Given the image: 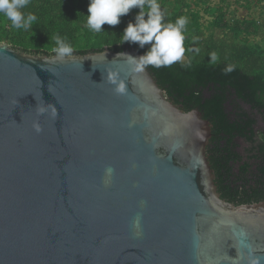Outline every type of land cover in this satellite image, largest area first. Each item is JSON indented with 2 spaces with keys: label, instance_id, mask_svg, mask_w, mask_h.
<instances>
[{
  "label": "water",
  "instance_id": "water-1",
  "mask_svg": "<svg viewBox=\"0 0 264 264\" xmlns=\"http://www.w3.org/2000/svg\"><path fill=\"white\" fill-rule=\"evenodd\" d=\"M124 52L143 54L107 46L57 58L0 41V264L264 257V200L222 197L207 152L211 121L176 104ZM240 105L264 131V117ZM236 141L248 159L253 144Z\"/></svg>",
  "mask_w": 264,
  "mask_h": 264
},
{
  "label": "trees",
  "instance_id": "trees-1",
  "mask_svg": "<svg viewBox=\"0 0 264 264\" xmlns=\"http://www.w3.org/2000/svg\"><path fill=\"white\" fill-rule=\"evenodd\" d=\"M157 2L164 13V23L186 18L183 47L188 59L160 67L149 64L147 68L171 100L187 111L199 108L211 121L213 136L207 152L222 197L235 204L264 200V131L256 129L257 118L240 105L243 102L264 117V48L249 39L264 33V21L236 16L227 20L228 0H222V4H212V0ZM89 3L90 0H29L22 11L34 14L36 21L27 29H17L0 15V41L25 52L48 55L56 54L57 36L77 54L102 51L107 46L114 51L137 48L144 53L150 47L128 42L121 45L123 30L129 21H134L138 8L122 16L118 25L105 24L95 32L87 26ZM250 3L251 0L245 6L251 7ZM202 10L213 16L206 26L208 34ZM239 137L253 144L248 159L237 150Z\"/></svg>",
  "mask_w": 264,
  "mask_h": 264
},
{
  "label": "clouds",
  "instance_id": "clouds-1",
  "mask_svg": "<svg viewBox=\"0 0 264 264\" xmlns=\"http://www.w3.org/2000/svg\"><path fill=\"white\" fill-rule=\"evenodd\" d=\"M29 0H0V15L11 21L14 28L27 29L30 27L37 17L32 14L22 11L27 7ZM147 7L148 11H145ZM133 8H138L139 11L135 16L134 21H129L123 30L122 44L138 43L141 48L145 45L150 47L139 57H134L131 54L125 53L134 61H138L136 70H142L146 65H154L160 67L170 65L181 59L184 54V29L187 23L186 18H178L175 23H164V13L161 11L157 0H90L87 13V26L95 31L100 32L103 25L110 26L118 25L121 22V17L127 15ZM80 11H77L79 15ZM57 47L54 48L57 58L71 56L73 49L69 44H66L59 36L55 38ZM120 53H117L119 55ZM215 60V54L212 55ZM231 71V68L228 69ZM111 83L116 85V91L123 93L125 85L123 82H117V78L110 76ZM41 112L44 109H40ZM52 113L55 115L56 109L52 107ZM36 131H40L39 125H36ZM112 169L109 168L108 172ZM138 226L139 220L135 221ZM264 257H255L251 264H261Z\"/></svg>",
  "mask_w": 264,
  "mask_h": 264
},
{
  "label": "rangeland",
  "instance_id": "rangeland-1",
  "mask_svg": "<svg viewBox=\"0 0 264 264\" xmlns=\"http://www.w3.org/2000/svg\"><path fill=\"white\" fill-rule=\"evenodd\" d=\"M194 1V0H193ZM229 7H228V12H227V20L232 19L234 16L236 17H249V18H255L261 22L264 21V1L258 2V0H251V7L245 6V4L249 3V0H228ZM226 2V4L228 3ZM212 4H222V0H212ZM202 15L203 19L202 22L205 27L206 34L209 33L210 30L206 28V26L209 25L210 20L213 19V16L209 15L208 13H205L202 10ZM222 32V31H221ZM223 36H225L223 34ZM250 41L253 43H258L263 46L264 48V33H262L259 36H249ZM181 59L187 60L188 58L186 57L185 54L181 57Z\"/></svg>",
  "mask_w": 264,
  "mask_h": 264
},
{
  "label": "flooded vegetation",
  "instance_id": "flooded-vegetation-1",
  "mask_svg": "<svg viewBox=\"0 0 264 264\" xmlns=\"http://www.w3.org/2000/svg\"><path fill=\"white\" fill-rule=\"evenodd\" d=\"M243 103V102H242Z\"/></svg>",
  "mask_w": 264,
  "mask_h": 264
}]
</instances>
